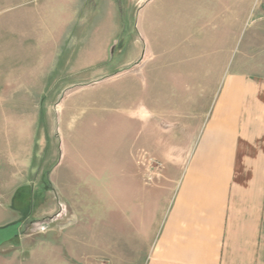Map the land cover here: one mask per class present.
I'll return each mask as SVG.
<instances>
[{"label": "crops", "instance_id": "0c3cea01", "mask_svg": "<svg viewBox=\"0 0 264 264\" xmlns=\"http://www.w3.org/2000/svg\"><path fill=\"white\" fill-rule=\"evenodd\" d=\"M102 5L0 0V264H264V0Z\"/></svg>", "mask_w": 264, "mask_h": 264}, {"label": "rangeland", "instance_id": "374dc122", "mask_svg": "<svg viewBox=\"0 0 264 264\" xmlns=\"http://www.w3.org/2000/svg\"><path fill=\"white\" fill-rule=\"evenodd\" d=\"M141 1L142 0H138V1H135V0L134 1H131V0H113V2L116 5V8L118 9L117 21L119 23V29H118V33H117V36H116L117 38H116V43L115 44L117 45V42H119V44L120 43L123 44L125 41H131L132 42V40H133L134 41L133 42L134 45L136 44L138 46L137 47L135 45L136 47H134L131 51L130 50L128 51L129 54L131 53V56H132V58L134 60V62H132V64L130 65L131 68L134 67L137 63H139L141 61L139 52H140V47H142V41L140 39L139 34L136 33L135 30H132V33H130L128 31L130 18H131V14H130V11H129L128 8H130L131 5H133L132 4V2H133V3H135V5H133L132 8H133V10H135L136 5L138 3H141ZM136 2H137V4H136ZM151 2H153L154 4H157L158 0H151ZM104 3H105V1H103V4ZM100 4H101V9H103L102 8L103 7L102 0H100ZM133 19H134V16H133ZM251 27H252L251 23H249V20H247L244 23L243 29L240 32V48H242V45L247 41V39H248V37H249V35L251 33ZM104 35H105V30L103 29V30H101V39H103ZM74 42H75L74 35L72 34V32H70L69 33V45L70 44H74ZM114 50L115 49H114V45L113 44L108 46V50L107 51H108L109 54L112 53ZM70 51H71V49H70ZM71 52H73V51H71ZM57 116H58V114H56V113L52 114V119L51 120H52V126H53L54 132L56 130V128H55L56 124L58 123V121H60V119H58ZM75 116L76 115L74 113L68 114L67 119L65 121L67 123H69V124H73ZM79 122H81V120L78 121V122L76 121V125H78ZM53 152L54 153H52V154L54 156V162H55V161H57L59 159L60 153H59V150H54ZM38 221H40V220H38ZM5 228H6L5 231L0 232V234L5 233L6 231L7 232L12 231V225L7 226ZM140 252H142V251H140ZM99 259H100V261L101 260H105V258H99Z\"/></svg>", "mask_w": 264, "mask_h": 264}, {"label": "built area", "instance_id": "2783aa9c", "mask_svg": "<svg viewBox=\"0 0 264 264\" xmlns=\"http://www.w3.org/2000/svg\"><path fill=\"white\" fill-rule=\"evenodd\" d=\"M34 227L37 229H44L45 225L43 224V222H42V224L38 222Z\"/></svg>", "mask_w": 264, "mask_h": 264}]
</instances>
